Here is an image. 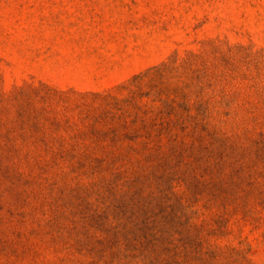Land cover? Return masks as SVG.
<instances>
[{"label": "rangeland", "instance_id": "374dc122", "mask_svg": "<svg viewBox=\"0 0 264 264\" xmlns=\"http://www.w3.org/2000/svg\"><path fill=\"white\" fill-rule=\"evenodd\" d=\"M0 264H264V0H0Z\"/></svg>", "mask_w": 264, "mask_h": 264}]
</instances>
